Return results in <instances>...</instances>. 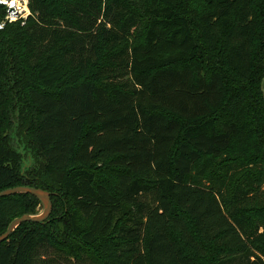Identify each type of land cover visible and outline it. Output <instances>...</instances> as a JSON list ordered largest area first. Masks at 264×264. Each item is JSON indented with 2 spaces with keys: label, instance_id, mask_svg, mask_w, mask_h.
I'll return each mask as SVG.
<instances>
[{
  "label": "trees",
  "instance_id": "trees-1",
  "mask_svg": "<svg viewBox=\"0 0 264 264\" xmlns=\"http://www.w3.org/2000/svg\"><path fill=\"white\" fill-rule=\"evenodd\" d=\"M27 1L24 24L0 30V192L47 191L52 211L0 243V264H200L208 243L233 253L214 264H264V223L252 217L264 215L254 0H200L209 7L194 22L180 0H56L58 12ZM115 167L116 194L93 175ZM57 186L67 221L52 218ZM39 205L0 198V235Z\"/></svg>",
  "mask_w": 264,
  "mask_h": 264
},
{
  "label": "rangeland",
  "instance_id": "rangeland-1",
  "mask_svg": "<svg viewBox=\"0 0 264 264\" xmlns=\"http://www.w3.org/2000/svg\"><path fill=\"white\" fill-rule=\"evenodd\" d=\"M51 3H56L55 5H52L50 3L49 5V9L50 10H55L56 12H58L59 10V5L57 4L56 0H49ZM105 0H103L104 2ZM253 7L256 9V11L258 12L259 16H260V20L262 21V27L260 28V33H259V38L257 39L258 44H262V46H264V0H254L252 2ZM207 7H209V5H207L205 2L200 1V0H180V14L183 15L184 17H186L190 22H194L195 18L199 15V13L203 10L206 9ZM256 41V42H257ZM105 55L106 52L101 50V54H100V60H99V64H103L105 62ZM218 53H212V54H208L204 57V59H211L212 63H216V59L218 57ZM235 82L233 81V79L231 78L229 81V85L230 86H235L234 85ZM102 85H105V80L102 81ZM261 90H262V94H263V99H264V79L261 82ZM54 91V90H52ZM20 103L23 104V101H19ZM19 103V105L21 106V104ZM19 108V106H18ZM9 110V107H8ZM28 111V107L27 109H23ZM11 111V110H10ZM30 113L29 111L25 114V117L30 118ZM9 117L12 121H17L16 116L14 115L13 112H10ZM26 119V118H25ZM31 119V118H30ZM28 120V119H26ZM14 127V126H13ZM20 127L17 128V130L14 132V130H12L11 125H9L7 127V132L9 135L13 136L14 138H18V130ZM209 162L211 160H208ZM25 166H22V173L24 172ZM125 170L119 167H115V168H111L108 170H97L93 172L94 178H95V183L96 184H103L105 185L108 190L111 193L116 194L118 192L117 190V176L121 173H124ZM52 178L56 181V185H60L62 178H63V174H54L51 172ZM58 186L53 189V191H51L52 193H54L56 195V197L53 198V207H54V211H53V219L54 221L59 220H68L69 219V215L72 212V208H71V203L69 201H67L63 195L61 194V192L59 190H57ZM42 212V205H39L38 208L36 209V214H40ZM253 219L255 220V222L259 223H264V215H260V214H256L252 216ZM189 219V218H186ZM65 221V222H66ZM64 222H60L58 224H56L57 226H59L61 228L62 233H65L64 229ZM190 223V222H188ZM64 237L67 238V242H72L77 244V240L74 237L73 233H72V227L71 226H67L66 228V234H63ZM115 237V234L112 236V238ZM205 249H206V257L204 259H200L199 263L200 264H214L216 262H218L220 259H226L227 257L232 256V252L230 250H228V248L226 246H216L213 243H208L204 245ZM90 252H92L90 250Z\"/></svg>",
  "mask_w": 264,
  "mask_h": 264
},
{
  "label": "water",
  "instance_id": "water-1",
  "mask_svg": "<svg viewBox=\"0 0 264 264\" xmlns=\"http://www.w3.org/2000/svg\"><path fill=\"white\" fill-rule=\"evenodd\" d=\"M19 194H29L35 197L42 205V212L37 215H23L21 217L15 218L10 222L6 231L0 235V243L7 240L9 235L13 232V230L24 222H32V223H42L48 219L52 211V203L50 198V193L41 189L19 186L8 188L0 192V198L19 195Z\"/></svg>",
  "mask_w": 264,
  "mask_h": 264
},
{
  "label": "built area",
  "instance_id": "built-area-1",
  "mask_svg": "<svg viewBox=\"0 0 264 264\" xmlns=\"http://www.w3.org/2000/svg\"><path fill=\"white\" fill-rule=\"evenodd\" d=\"M0 5L5 7V16L3 21H0V30H2L7 24H12L17 21H24L28 17V1L27 0H4L0 2Z\"/></svg>",
  "mask_w": 264,
  "mask_h": 264
},
{
  "label": "clouds",
  "instance_id": "clouds-1",
  "mask_svg": "<svg viewBox=\"0 0 264 264\" xmlns=\"http://www.w3.org/2000/svg\"><path fill=\"white\" fill-rule=\"evenodd\" d=\"M0 2H4V0H0Z\"/></svg>",
  "mask_w": 264,
  "mask_h": 264
}]
</instances>
